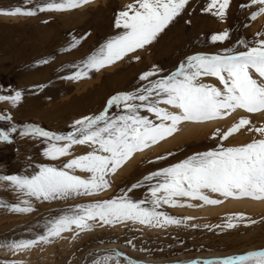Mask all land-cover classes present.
Masks as SVG:
<instances>
[{
	"label": "rangeland",
	"instance_id": "rangeland-1",
	"mask_svg": "<svg viewBox=\"0 0 264 264\" xmlns=\"http://www.w3.org/2000/svg\"><path fill=\"white\" fill-rule=\"evenodd\" d=\"M48 2L50 0H0V10L35 9ZM133 2L91 0L62 12L0 15V96L21 93L15 104L0 101V116L10 117L0 119V132L9 137V141L0 140V176H31L40 166L62 168L68 160L92 151L88 145H73L70 155L51 160L43 155L50 141L21 135L26 126L68 135L75 131L74 121L98 115L111 96L134 93L146 86L148 81L139 80L144 72L158 69L157 75L150 79L165 78L186 63L189 56L235 54L257 46L264 38V14L255 20L249 19L259 6L242 7L249 4V0H230L222 19L203 11L210 0H189L181 14L151 44L99 71L89 70L86 77L68 79L81 69L82 61L123 33L122 28L115 27V20L118 13L125 10V5ZM225 31L227 39L211 41L213 34ZM74 39L79 43L72 48ZM200 80L223 87L215 77ZM160 106L173 111L170 106ZM124 114L123 109L116 108L108 112L110 117ZM139 115L160 123L145 108L139 109ZM242 117L249 119L250 125L227 140L213 136L217 130L220 134L226 132ZM12 127L16 128L15 132L10 131ZM248 127H264V113L236 110L212 121L182 123L172 136L135 153L115 173L108 174L110 187L90 196L73 194L60 199L37 200L14 189L9 182L0 181V264H203L264 250V200L225 198L207 191L210 198L222 202L208 205L199 200L177 198V206L161 204L156 209L178 220V224L153 226L117 221L101 226L99 222L89 221L93 227L88 231H66L47 243L40 242L24 250L9 247L45 235L50 222L63 215L125 193L134 202L145 201L142 207L151 208L149 188L163 182V178L144 181L145 176L198 153L238 147L264 138L259 133L249 132ZM57 143L63 145L65 141ZM158 156H166V159L157 161ZM67 171L85 179L91 175L78 169ZM138 183L139 187L129 191ZM25 200L29 202L27 205L23 203ZM12 206H30L33 210L18 213L10 210ZM238 215H243L244 219L234 218ZM228 223L234 227L228 228Z\"/></svg>",
	"mask_w": 264,
	"mask_h": 264
},
{
	"label": "snow or ice",
	"instance_id": "snow-or-ice-1",
	"mask_svg": "<svg viewBox=\"0 0 264 264\" xmlns=\"http://www.w3.org/2000/svg\"><path fill=\"white\" fill-rule=\"evenodd\" d=\"M90 2L91 0H50L35 9L16 7L0 10V15L33 16L37 11L62 12ZM188 3L189 0H134L125 5V10L119 12L115 20V27L122 28L123 33L108 40L82 61L81 69L68 79L86 77L89 70L99 71L151 44ZM229 3L230 0H210L203 11L212 12L222 19ZM252 5L259 6L249 17L255 20L257 16L264 14V0H249V4L242 7ZM227 38L228 32L225 31L213 34L211 41L222 42ZM78 43L79 40L74 39L71 47L75 48ZM239 43L244 44V41ZM158 71L156 69L142 73L139 80L148 81L146 86L138 88L134 93H117L111 96L105 109L98 115L74 121L73 133L58 135L36 126H26L21 135L44 137L50 141L43 155L51 160L70 155L69 150L73 145H88L92 147V151L68 160L62 168L40 166L39 171L31 176H0V181L9 182L14 189L37 200H54L73 194L90 196L110 187L106 179L108 174L115 173L135 153L172 136L182 123L212 121L236 110L264 113V38L257 42V46L247 47L246 51L235 54L189 56L186 63H182L171 75L151 80ZM201 77H215L223 87L205 84L201 82ZM20 98L21 93L17 91L14 96H0V101L15 104ZM136 101L140 103H135ZM161 104L170 106L173 111L161 107ZM113 108L123 109L125 114L110 117L108 112ZM140 108L153 113L160 123H153L146 116L139 115ZM0 119L10 117L0 116ZM250 123L249 119L242 117L226 132L220 134L217 130L213 136L219 135L220 139L227 140ZM247 130L264 137V127H248ZM10 131L15 132L16 128L12 127ZM0 140L9 141V137L0 132ZM60 141L65 143L60 145L57 143ZM163 159L166 156L156 157L157 161ZM77 169L91 175L85 179L67 171ZM158 177H162L163 182L149 188L151 208L142 207L145 201L134 202L125 193L121 197L98 201L70 215H63L50 222L45 235L36 240L13 243L9 247L12 250H24L40 242L47 243L50 238L59 237L66 231H88L93 227L89 221L99 222L101 226L117 221H134L153 226L178 224V220L156 209L161 204L177 206V198L199 200L208 205L222 202L210 198L206 191L218 193L225 198L264 200V138L238 147H220L218 150L195 154L168 168L150 173L144 177V181ZM139 186V183L134 184L129 191ZM23 203L27 205L29 202L25 200ZM10 210L27 213L33 209L30 206H12ZM234 218L244 219L243 215ZM227 227L232 228L234 225L228 223ZM246 261L264 264V250L219 261H204L203 264H244Z\"/></svg>",
	"mask_w": 264,
	"mask_h": 264
},
{
	"label": "bare ground",
	"instance_id": "bare-ground-1",
	"mask_svg": "<svg viewBox=\"0 0 264 264\" xmlns=\"http://www.w3.org/2000/svg\"><path fill=\"white\" fill-rule=\"evenodd\" d=\"M184 125H185V124H184ZM208 125H209V124H208ZM205 126H206V124H205ZM192 127H193V126H192ZM206 127H208V126H206ZM185 128H186V127H185ZM185 128H184V129H185ZM186 129H187V128H186ZM189 129H190V128H189Z\"/></svg>",
	"mask_w": 264,
	"mask_h": 264
}]
</instances>
